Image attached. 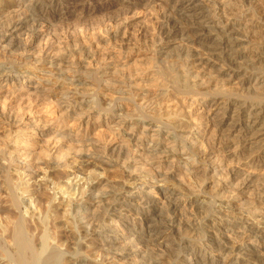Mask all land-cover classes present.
I'll return each mask as SVG.
<instances>
[{
	"label": "bare ground",
	"instance_id": "obj_1",
	"mask_svg": "<svg viewBox=\"0 0 264 264\" xmlns=\"http://www.w3.org/2000/svg\"><path fill=\"white\" fill-rule=\"evenodd\" d=\"M154 1L158 5L162 2L163 10L169 12L170 17L168 16L166 25L171 28V31L177 30L180 36L186 37L196 31L202 34L214 32L215 34H213L216 36L214 39H218V43L215 42L218 44L217 49L213 48V51H206L205 54L186 56L184 66L200 70L199 67L201 65L203 67L204 61L216 57L218 65L224 71L223 76L227 84L234 82L237 85L236 88L238 87L237 90L240 89V91L245 85L250 87L247 88L248 90L245 88L247 90L245 93L252 94V96L245 95L247 97H240L235 101H212L211 103L206 100L202 101L200 108L203 109L204 115L197 118V125L203 126L201 127L203 134L200 135L204 136L211 131L209 135L212 134L211 137L218 141L222 151L227 149L236 151L231 162L233 160L236 165L246 169L241 172L239 180L235 181L237 184L235 183L233 188L237 193L244 185L251 184L254 180L252 176L257 174L259 168L263 166V163L258 162L254 157L243 158L240 156H244L243 149L256 150L258 154L264 155V102L260 100V97H257L262 93L255 90L253 86H248L251 81H254L256 85L261 84L260 86L264 84V0H166L167 2L162 0H10L0 8L1 11H7V16L0 21V48L6 47L14 50L19 53V57L31 58L35 62H40L50 58L51 55L64 53L67 50L71 52L76 50L79 55L88 57V60L91 58L90 61L93 60L95 63L102 62L104 58H98L96 52L91 53L93 51L86 50L87 53L84 54L81 46L84 43L90 42L91 44V41H95L103 32L108 34L111 29L110 23L106 20L108 22L106 24L104 20H101L104 21V24L95 29L92 27L88 29V26L82 25V21L111 8L117 10L119 7L124 13ZM182 1L187 4L183 13L180 14L182 18L185 16V19H175L176 10L171 8L172 6L169 9V3ZM175 3L174 5H176ZM121 15L123 14L121 13ZM200 19L209 20L206 24L205 22L199 24ZM85 24L87 25V23ZM193 25L198 27L196 31L193 30ZM195 26L194 28H196ZM113 34L115 33L113 32ZM201 55L208 58L202 59ZM19 63L20 61L10 69L15 75L23 72ZM97 64L100 67V64ZM10 77L11 74L3 79L5 86L0 83V120L9 121L11 117L7 112L8 105L20 100L22 108L28 113L39 114L38 117L35 116L38 124L40 122L42 125L47 120H52L56 128V137L91 142L93 149H96L98 152L96 153L101 156L102 161L103 158L114 161L107 160L104 163L110 166L115 164L116 166L118 164L126 166L125 162L133 160L135 151L129 141L132 140L135 129L129 131L130 129L127 128L129 129L127 132L125 128L123 130L121 127L123 131H115L105 129L102 125H93L78 114L80 109L71 106L62 107L57 102L58 100L54 101L53 96L44 94L42 91L35 92L36 100L30 101L31 96L28 98L29 95H27L28 99L26 98L27 100L24 101V88L16 85L17 83L8 84L7 81L10 80ZM204 88L205 92L201 93L203 96L208 95L210 87ZM262 88L264 89V87ZM218 118H220L219 124L216 122ZM225 124L227 130L224 135H220L219 129ZM194 127H196V121L193 125L179 127V129L172 127L174 138L180 139L183 142L181 143L186 145V139L194 137ZM121 128L119 129L121 130ZM200 135L197 140L201 139ZM195 143L192 141L191 145H196ZM198 148L196 146L195 152L190 149L193 161L207 165L211 162V158H214V151L209 150L210 148L201 150ZM154 152L156 151L148 153ZM71 159H73L72 162H76L74 158ZM145 165L154 181L142 182L129 176V180L126 179L120 190L129 193L136 191V193L130 195L113 193L107 196V200H104L105 208L101 213H98L101 216L95 218L97 225L93 227L82 228L78 223L80 213L90 210L89 197L95 190H98V186L103 182L102 179L93 177L92 180L88 179L89 183L83 178L73 177V179L54 185V188L51 189L54 198L63 207L61 209L63 216L59 217L65 218L64 224L68 227L63 224L67 229L65 228L64 233L60 232L61 234H58L57 231L60 229L56 230L57 227H55L54 221L52 222L57 211L51 207V201L50 204L43 205L45 208L37 210V205H39L35 204V199L38 196L37 191L30 190L31 187H34L35 190L41 188L47 182V178L44 176L40 181L35 180L34 177L39 178V176L28 168L22 174H20L21 170L20 173L17 171L18 183L16 182L17 185L11 187V191L5 199L9 205L7 204L8 207L5 208L0 207V212L7 215L6 221L1 218L3 221L0 223V264H83L80 259L88 261L90 257L97 256L100 250L110 253V248H101L104 246H99V249H93L92 252L84 251L81 240L89 235H94L97 238L108 237L110 223L123 201L143 205V207L131 208L137 217V222L126 230L127 237L122 240V250L124 251H131L143 245V242L155 241L164 236L169 240L168 247L156 256L157 264H184L185 258H187V264H212L215 260L219 261V264H264L263 219L260 220L261 223L244 215L229 216L227 213L214 211L208 218L203 217V220L201 218L197 223L191 218L193 215L191 209L188 212L191 201L184 202L177 199L184 191L185 177L182 175L178 179V186L169 184V179L178 177L180 174L177 172L176 158L170 153L150 159L146 157ZM82 167L80 165L76 172L83 170ZM4 170L7 172L8 167ZM206 173L207 168L203 175ZM260 178L264 182L263 174L259 176ZM130 181L132 184L129 185ZM144 190L147 192L143 193ZM154 191L157 192L154 193ZM0 193H2L1 190ZM261 193L256 196L258 203L264 199V190ZM16 195H21V199ZM150 196L156 197L157 200H159L158 198L162 199L160 213H157L159 220L152 219L154 216L148 209L149 207L144 209V206L157 201L151 199ZM162 216H165V219ZM55 218L58 216L56 215ZM93 218L92 220H95ZM196 226L197 228H195ZM114 227L116 228V224ZM62 238L68 239V242L64 243L65 240L63 242ZM120 242L118 239L112 240L111 246ZM247 251H250L249 257H243L242 253H247ZM73 256H76L75 262L70 259ZM99 258L100 263L96 262L94 258H91L93 260H90L89 263L102 264L101 257Z\"/></svg>",
	"mask_w": 264,
	"mask_h": 264
},
{
	"label": "rangeland",
	"instance_id": "obj_2",
	"mask_svg": "<svg viewBox=\"0 0 264 264\" xmlns=\"http://www.w3.org/2000/svg\"><path fill=\"white\" fill-rule=\"evenodd\" d=\"M7 1L10 0H0V8ZM162 1L167 2L166 0ZM153 3L128 11L124 10V13L119 7L117 10L111 8L106 12L103 11L104 13L98 12L92 15L91 18L87 17L82 21V25H85L84 27L88 26V29H91V27L95 29L101 24L110 23L111 29L108 34L103 32L105 35L101 33L100 38H97L98 40H92L91 44L89 42L81 46L84 54L87 51H93L91 53L96 52L98 58H104V61L97 62L100 67L93 60L90 61L91 58L88 60L89 58L84 55L83 58L76 50H73V52L67 50L64 53L51 55L50 58L35 62L31 58L30 60L29 58L19 57V53L14 50L6 47L0 48V83L4 85L3 79L11 74L10 80L7 82L11 85L17 83L16 85L24 88V101L30 96V101L36 100L35 92L42 91L44 94L53 96L54 101L58 100L57 102L62 107H77L80 109L78 114L93 125H102L105 129L115 131H123L125 128L128 132L129 129V131L135 129L132 140L129 141L135 151L133 160L125 162L126 166L122 164L110 166L104 162L107 160L114 162L113 159L103 158L102 161L96 149H93L91 142L56 137V128L52 120L44 122V127L40 122L38 124L36 117L39 114L28 113L27 110L22 108L20 100L12 102V105L9 104L7 107L11 121L0 120L1 208L8 207L7 204L9 205V202L5 199L11 191V187L18 183V178H16L18 172L21 170L20 174L25 173L28 168L39 176V178L34 177L35 180L40 181L44 176L47 178V182L41 188L35 190L34 187H31L30 190L32 192L37 191L38 196L35 199V204H39L37 210L45 208L43 205L46 206L51 201L50 205L56 209V215L59 218H55V215L52 222L54 221L53 223L57 227L56 230L60 229L57 231L58 234H61L64 233L67 225L64 224L65 218L59 217L63 216L61 215L63 207L54 198L51 189L54 188V185L73 179V177L85 180H92L94 177L102 179L103 182L98 186V190H95V193L93 192L92 196L89 197L91 208L80 213L78 223L82 228L93 227L97 225L95 218L101 216L98 213H101L105 208L104 200H107V196L113 193L129 195L136 193V191L129 193L120 190L126 179L129 180V176L142 182L154 181L146 168V157L150 159L170 153L176 158V168L180 174L178 173V177L171 178L172 180L169 179V184L178 186V179L182 175L185 177L184 191L177 199L184 202L191 201L188 212L191 209L193 214L191 218L196 220L197 223L201 218L203 220V217L208 218L214 211L227 213L229 216L244 215L257 222L264 220V199L259 203L256 199V196L264 190V182H262V178L259 179V176L264 175V155L258 154L256 150L243 149L245 151L244 156L240 157H254L258 162H262L263 166L259 168L257 174L255 173L252 176L254 180L250 185H244L245 187L243 186L240 191L235 193L233 188L237 184L235 181L239 180L238 177H241V172L246 170L244 167L236 165L233 160L231 162L236 151L233 149L222 151L218 141L211 137L212 134L209 135L211 131L204 136L200 135L203 134L201 133V127L203 126L197 125V118L204 115L203 109L200 108L202 107V101L206 100L208 103L212 101H235L240 97L252 96V94L247 95L245 93L250 87L245 85L241 91L240 89L238 91V87L236 88L237 85L234 82L227 84L223 76L224 71L218 65L216 57L204 61L203 67L202 65L199 67L200 70L184 66L186 56L205 54L209 50L217 49L218 39H214L216 38L214 32V34L197 32L198 27L195 25L192 28L196 32L191 33V36H180L177 30L171 31V28L167 27L166 23L170 15L167 10H163L162 2L159 5L155 1ZM174 3H169V9L172 6L171 8L176 10L174 18L181 20L182 15L180 14L183 13L187 4L183 1L175 3L176 5ZM0 12L1 21L7 16V11L0 10ZM188 12L190 13V11ZM182 19H185V16ZM208 20L198 22L199 24L204 22L206 24ZM56 27L54 26V29ZM211 41L212 43H210ZM206 58L208 57L202 56V59ZM16 61H20L19 64L23 69V72L19 75H15L10 70L14 64L18 63ZM249 84L248 86H253L255 90L262 93L256 95L264 102V89L262 88L264 84L263 86H260L261 84L256 85L254 81ZM206 86H209L210 89L207 92L208 95L203 96L201 93L205 92L204 87ZM27 95H29L28 98ZM195 121L194 137L186 139V145L182 144L183 142L180 139L174 138L172 127L179 129V127L193 125ZM219 121L220 118H218V121L216 120L218 124ZM49 123L52 124L49 126ZM226 124L219 129L220 135L225 134ZM198 135L202 136V140H197ZM192 141H195L196 145H191ZM196 146L199 147V150L210 148L209 150L214 151V158H211L210 163L204 165L193 161L190 149L195 152L197 150ZM149 151L156 152L148 153ZM71 158H74L76 162H72L73 159ZM80 165L83 166V170L76 172ZM6 167H8L7 172L4 170ZM206 168L207 173L203 175ZM90 180H88L89 183ZM130 184H132V181H130ZM144 192H147V190H144ZM156 192L154 191V193ZM39 194L41 195L39 196ZM20 196L16 195L21 199ZM150 198L156 199L154 196H150ZM158 199H156V204L144 206V209L149 207L148 209L153 213V220H159V214L157 213H160L162 199ZM41 205L42 207H40ZM121 205L117 209L118 212L112 223H110L108 237L97 238L94 235H89L81 240L84 251L92 252L93 249L97 250L99 246H104L101 248H110V253L100 250L99 253L96 252L98 258L93 256L88 261L82 258L80 259L81 263L90 264L89 261L93 260L91 258L100 263L99 257H101L102 264L158 263L155 258L168 247L169 240L167 237L161 236L151 242L145 239L147 242H143V245L131 251L122 250V240L127 237L126 230L137 222V217L131 211V208L135 209L143 207V205L128 201H123ZM5 215V213L0 212V219L3 218L6 221L7 215ZM162 217L165 219V216ZM92 218L95 220H92ZM3 219L0 220V223ZM61 224L66 227L64 228V225L61 227ZM115 224L116 228L114 227ZM115 239L121 242L111 246L112 240ZM62 240L63 242L65 240L64 243L68 242L66 238H62ZM86 253L88 254V252ZM249 254L250 251L243 252L242 256L248 258ZM70 259L75 262L76 256L70 257ZM183 262L187 264V258ZM212 264H219V261L215 260Z\"/></svg>",
	"mask_w": 264,
	"mask_h": 264
}]
</instances>
